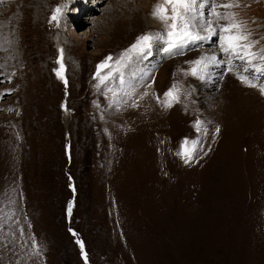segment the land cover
Returning a JSON list of instances; mask_svg holds the SVG:
<instances>
[{
  "label": "rangeland",
  "instance_id": "rangeland-1",
  "mask_svg": "<svg viewBox=\"0 0 264 264\" xmlns=\"http://www.w3.org/2000/svg\"><path fill=\"white\" fill-rule=\"evenodd\" d=\"M156 2L0 0V264H86L77 240L87 264H264V95L231 73L221 90L222 69L207 82L177 72L207 43L133 54L96 87L101 61L161 29ZM239 4L228 11L258 51L264 0ZM174 72L181 102L165 108ZM185 138L200 141L189 163Z\"/></svg>",
  "mask_w": 264,
  "mask_h": 264
},
{
  "label": "snow or ice",
  "instance_id": "snow-or-ice-1",
  "mask_svg": "<svg viewBox=\"0 0 264 264\" xmlns=\"http://www.w3.org/2000/svg\"><path fill=\"white\" fill-rule=\"evenodd\" d=\"M239 6V0H157L152 7L151 17L162 25L161 29L138 36L135 43L122 52L114 63L112 55L101 61L94 75V79L98 81L96 87H107V82H110L116 73H120L122 77L121 69L131 60L133 54L144 57L151 54L154 46L160 45V51L166 57L175 58L185 56L189 51L201 48L207 43L214 47L196 58L184 61L188 67H178L177 72L184 77L191 76L199 81L207 82L213 75L214 69H222L221 79L225 74L231 73L243 85L258 89L260 94L264 95V48L253 51L258 41L250 40L251 33L244 23L236 19L234 12L228 11ZM65 7L66 5L57 6L49 22L54 21L56 27H60ZM63 55L64 50L60 48L59 58L56 61L59 68L54 71L67 86ZM175 75L174 72V82L163 94V98L156 97L162 107L171 108L174 104L181 102L183 88L181 83L175 80ZM5 94L10 93H0V97ZM203 125L204 121L197 119L192 126L197 133L207 135V128ZM219 131L217 127L216 133ZM199 144V139L185 138L176 154L185 163H189L198 151ZM71 213L72 204L70 203L68 215L71 216ZM73 235L76 234L73 233ZM76 243L80 246L87 264V253L83 251V242L77 240ZM37 254H39L38 246Z\"/></svg>",
  "mask_w": 264,
  "mask_h": 264
},
{
  "label": "bare ground",
  "instance_id": "bare-ground-1",
  "mask_svg": "<svg viewBox=\"0 0 264 264\" xmlns=\"http://www.w3.org/2000/svg\"><path fill=\"white\" fill-rule=\"evenodd\" d=\"M205 51V50H204ZM203 50H202V53L204 52ZM197 54V53H196ZM172 63H170V64H168V66H166L165 68H166V70L168 69H170V68H172ZM141 66V65H140ZM135 67V66H134ZM139 68V67H138ZM140 70H142V69H140ZM165 70V69H164ZM163 71V70H162ZM129 72V71H128ZM131 72V71H130ZM141 72V71H140ZM140 72H138L139 74H140ZM3 73V72H2ZM131 73H134V72H131ZM128 74V73H127ZM130 75V74H129ZM134 76H135V73L133 74ZM137 75V74H136ZM229 76H230V73H228V75L225 77V79L222 81L223 83H224V85H222V88H221V90L222 89H224V88H226V87H228L229 85H230V78H229ZM166 75H164L163 77H162V79H160V84L162 85V84H164V82L166 81ZM198 87L200 88V89H202L203 88V86H201L200 85V83H198ZM199 89V90H200ZM231 91H233V90H231L230 89V92ZM232 95V94H231ZM232 96H234V98H237V96L235 95V93L232 95Z\"/></svg>",
  "mask_w": 264,
  "mask_h": 264
}]
</instances>
